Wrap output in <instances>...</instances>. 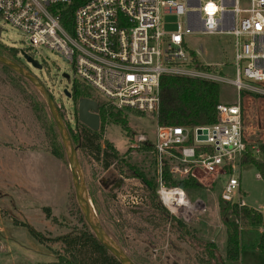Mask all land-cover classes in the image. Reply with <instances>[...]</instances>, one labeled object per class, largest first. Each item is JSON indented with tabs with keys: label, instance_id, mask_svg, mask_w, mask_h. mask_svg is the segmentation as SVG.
Masks as SVG:
<instances>
[{
	"label": "rangeland",
	"instance_id": "rangeland-1",
	"mask_svg": "<svg viewBox=\"0 0 264 264\" xmlns=\"http://www.w3.org/2000/svg\"><path fill=\"white\" fill-rule=\"evenodd\" d=\"M162 17L164 31L175 32L180 17L167 13ZM187 39L203 64L218 66L216 68H222L225 76L235 78L230 36L197 34ZM0 40L17 50L19 55L13 61L28 67L60 106L70 140L78 148L89 199L103 229L117 247L136 264H204L207 255L182 235L180 226L172 221L175 218L183 221L193 241L214 243L221 256L226 258L225 227L218 205L223 183L185 191L190 202L197 204L196 212L178 216L163 204L169 210V214H163L150 204L145 186L138 178H128L116 163L106 169L103 156L97 159L89 150L83 152L79 143L74 142L72 136L85 132L86 126L78 120L77 104L64 94L67 88L71 91V85L63 74H68L71 81L75 78L72 65L46 47H31L28 36L1 16ZM21 51L32 54L42 64V70L26 63ZM225 62L229 65L222 67L221 63ZM90 91L98 101L104 102L99 94ZM259 95L261 97L254 98L247 94L242 101V117L246 123L243 132L248 142L264 145V91ZM238 99L239 92L233 86L220 84L222 103L232 104ZM44 102L32 84L0 64V240L6 244L4 250L0 248V264H54L56 261L26 227L14 223L26 222L48 239L82 227L83 215L76 198L74 173ZM126 113L133 135L125 134L112 122H101L98 130L101 148L110 142L120 156L153 176L154 153L139 148L137 138L143 135L148 142L154 143L158 127L156 118ZM257 161L264 163V152ZM259 176L255 166L244 165L240 177L241 196L248 207L264 214V179ZM238 223L242 224L240 220ZM49 244L55 249L61 246ZM256 261L264 264L260 251L242 250L240 264H255Z\"/></svg>",
	"mask_w": 264,
	"mask_h": 264
},
{
	"label": "built area",
	"instance_id": "built-area-1",
	"mask_svg": "<svg viewBox=\"0 0 264 264\" xmlns=\"http://www.w3.org/2000/svg\"><path fill=\"white\" fill-rule=\"evenodd\" d=\"M163 13L180 17L175 32L164 31ZM0 16L27 35L31 47H46L70 63L72 82L115 110L156 118L166 74L233 86L239 99L218 105L215 124L158 126L154 155L160 175L166 158L175 177L205 186L223 183L224 201L247 206L242 158L251 153L260 160L264 151L244 140L240 94L264 91V0H0ZM197 34L231 37L235 78L199 58L196 66L187 38ZM85 98L101 103L93 95ZM137 141L147 140L142 135ZM158 189L161 198L169 188L160 181Z\"/></svg>",
	"mask_w": 264,
	"mask_h": 264
},
{
	"label": "trees",
	"instance_id": "trees-1",
	"mask_svg": "<svg viewBox=\"0 0 264 264\" xmlns=\"http://www.w3.org/2000/svg\"><path fill=\"white\" fill-rule=\"evenodd\" d=\"M0 55L15 60L19 54L17 50L9 47L0 40ZM192 55L196 61V66L199 67L196 53L192 52ZM203 69H205V67ZM23 79L26 80L25 78ZM26 81L29 82L28 80ZM247 94L252 95L254 98L261 97L259 94L242 92L240 94L241 101L245 100ZM72 95L75 97V104L79 99L91 96L88 93L86 94L85 91L80 92L77 88H75L74 94ZM44 103L47 106L46 102ZM220 103V84L217 82L181 75H163L160 82V105L156 115L157 126H183L194 128L215 124L218 121L217 107ZM100 116L101 122H112L114 125L120 126L125 131V134L129 136L133 135V132L128 126L126 112L115 110L112 106H108L106 103L101 102ZM52 121L53 125L56 127L53 118ZM242 121L243 127L244 125L246 126L245 118ZM72 137L74 142L79 143L83 152L89 150L97 159L103 156L105 161L104 167L106 169L113 163H116V165H118L117 167L120 168L121 172L125 173L128 178H138L145 186L150 204L152 203L154 208L160 210L163 214H169V210L163 205L157 193L160 181L169 189L180 188L186 191L204 188L195 179H179L175 177L170 171L171 163L166 158L163 160L160 175L158 160L155 155V174L149 176L138 167L131 164L129 160L120 156L117 149L110 142H107L105 148L102 149L99 131H93L85 127V132L81 134L77 133ZM244 140L248 144H252L246 140V137H244ZM258 145L264 151V145ZM139 148L154 153V143L152 142H140ZM242 164L255 166L260 172V178L264 179V163L257 161L251 153L246 154L242 158ZM214 187L212 189H214ZM218 205L220 220L225 227V259L221 256L214 243L196 241L195 239L193 241L183 221L171 217L172 221L180 226L179 229L182 235L189 238L201 252H204L203 254L207 255L204 264H226V262L240 264L241 252L244 248L256 249L264 256V214L248 206L239 207L237 204L226 202L220 196L218 198ZM83 219L80 220L82 223L81 228L78 229L75 227L71 232L53 239L46 238L41 232L26 222L21 224L14 223V225L26 227L31 236L53 254L56 260L54 264H120V262L100 244ZM239 220L242 223L241 225L238 223ZM49 242L54 244L57 243L61 246L55 249ZM133 262L135 263V261Z\"/></svg>",
	"mask_w": 264,
	"mask_h": 264
},
{
	"label": "water",
	"instance_id": "water-1",
	"mask_svg": "<svg viewBox=\"0 0 264 264\" xmlns=\"http://www.w3.org/2000/svg\"><path fill=\"white\" fill-rule=\"evenodd\" d=\"M20 55L24 58L26 63L30 64L33 68L42 70V64L38 60L34 59L32 55L26 53L25 51H21ZM0 64L28 80L45 100L60 134L67 158L74 173L76 198L79 208L91 231L94 233L100 244H102L108 252L120 262V264H135L119 247L115 245L103 229L99 217L89 199L84 174L78 158V148L75 147L70 140L68 130L59 110V106L54 102L50 90L46 88L40 79L24 65H20L2 55H0ZM63 77L67 80L70 79L68 74H63ZM64 94L67 98H72V93L69 89H65ZM76 104L78 107L77 114L79 122L93 131H98L101 124L100 104L94 99L85 97L79 99Z\"/></svg>",
	"mask_w": 264,
	"mask_h": 264
},
{
	"label": "bare ground",
	"instance_id": "bare-ground-1",
	"mask_svg": "<svg viewBox=\"0 0 264 264\" xmlns=\"http://www.w3.org/2000/svg\"><path fill=\"white\" fill-rule=\"evenodd\" d=\"M160 194L164 205L173 214L184 216L197 211V204L193 205L185 191L180 188L163 189Z\"/></svg>",
	"mask_w": 264,
	"mask_h": 264
},
{
	"label": "flooded vegetation",
	"instance_id": "flooded-vegetation-1",
	"mask_svg": "<svg viewBox=\"0 0 264 264\" xmlns=\"http://www.w3.org/2000/svg\"><path fill=\"white\" fill-rule=\"evenodd\" d=\"M26 68H28V67H26ZM28 70H29V68H28ZM67 82L71 85V91L70 92L72 94H74V90H75V88H77L80 92H84L85 91L86 94L88 93L89 95H91V93H90L91 91L87 90V88L83 87L79 82H76V81L72 82L71 79L67 80ZM71 99H72V101L74 102V105H75V101H74L75 97H74V95H72Z\"/></svg>",
	"mask_w": 264,
	"mask_h": 264
},
{
	"label": "crops",
	"instance_id": "crops-1",
	"mask_svg": "<svg viewBox=\"0 0 264 264\" xmlns=\"http://www.w3.org/2000/svg\"><path fill=\"white\" fill-rule=\"evenodd\" d=\"M225 63L228 64V62H225ZM225 63H224V64H225ZM221 65H222V67H224V66H223V63H221ZM226 66H228V65H226ZM219 69L221 70L222 68H219ZM0 232H2L1 228H0ZM0 242H1V246H0V248H3V250H4V249L6 248V247H5L6 244H4L1 240H0ZM255 250H256V249H255ZM257 251H258V250H257ZM257 262H258V261H256L255 264H257ZM36 264H38V263H36ZM251 264H253V263H251Z\"/></svg>",
	"mask_w": 264,
	"mask_h": 264
},
{
	"label": "snow or ice",
	"instance_id": "snow-or-ice-1",
	"mask_svg": "<svg viewBox=\"0 0 264 264\" xmlns=\"http://www.w3.org/2000/svg\"><path fill=\"white\" fill-rule=\"evenodd\" d=\"M212 7H213V6H212L211 4L208 5V8H209V9H212Z\"/></svg>",
	"mask_w": 264,
	"mask_h": 264
},
{
	"label": "clouds",
	"instance_id": "clouds-1",
	"mask_svg": "<svg viewBox=\"0 0 264 264\" xmlns=\"http://www.w3.org/2000/svg\"><path fill=\"white\" fill-rule=\"evenodd\" d=\"M212 9H209V11H211Z\"/></svg>",
	"mask_w": 264,
	"mask_h": 264
}]
</instances>
